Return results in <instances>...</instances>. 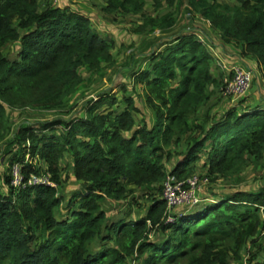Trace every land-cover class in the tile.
<instances>
[{
  "label": "trees",
  "instance_id": "obj_1",
  "mask_svg": "<svg viewBox=\"0 0 264 264\" xmlns=\"http://www.w3.org/2000/svg\"><path fill=\"white\" fill-rule=\"evenodd\" d=\"M91 1L114 16H139L136 32L174 27L186 5L187 21L194 15L208 21L223 46L239 48L242 61H256L264 80V0ZM49 2L0 0V153L8 158L0 174V264H264V184L257 190L205 189L209 200L178 208L167 222L162 194L168 173L185 179L205 157L202 166L216 182L264 158V99L244 107L242 99L214 112L217 103L211 102L226 76L221 68L215 72L214 49L195 30L154 50L149 46L141 64L131 54L124 71L149 115L125 81L123 99L113 90L100 93L88 101L84 117L24 120L7 140L11 112L63 110L85 94L91 78L84 71L103 74L117 64L113 37L71 5ZM165 3L174 9L162 12ZM12 42L20 47L15 58L7 54ZM67 153L69 178L79 188L68 197L67 217L59 219L67 201ZM13 164L25 179L49 172L56 186L14 187ZM139 189H147L146 213L133 218L131 206L111 220L105 202L129 200L141 208ZM249 243L253 250L245 261Z\"/></svg>",
  "mask_w": 264,
  "mask_h": 264
},
{
  "label": "rangeland",
  "instance_id": "obj_2",
  "mask_svg": "<svg viewBox=\"0 0 264 264\" xmlns=\"http://www.w3.org/2000/svg\"><path fill=\"white\" fill-rule=\"evenodd\" d=\"M220 2H228L234 3V0H219ZM52 2L56 5L65 6V3L77 4L79 5V9H81L84 13L88 14L92 19V26L95 30L99 31L105 37H113L115 39V48L114 53L117 58V64L113 67H109L104 71L103 74L98 73H88L83 72L85 77L91 78V81L87 83L85 87V94L76 96V98L72 99L67 106L64 107L63 110H39V109H18L10 113L9 120L11 123L10 134L7 137V140L12 138L15 134V130L18 128L20 122L24 120L29 121H46L52 120L56 118H65L71 119L75 117H84L85 116V106L88 101L91 99L97 98L100 93H104L107 91L113 90L116 92L120 99H123L122 94L124 93L122 89V83L125 81L130 82L129 74L126 75L124 70H127L129 65L131 54H135L133 62L135 64H141L144 60L145 53L149 50L148 47L151 46V50L156 49L160 44H165L169 42L171 39L176 37L178 34L182 33L184 30H195L202 36V39L208 41L207 43L215 49L217 46H214V43L217 44L220 41L216 32L211 28L208 21L202 19L199 15H194V19L191 21L186 20V5L181 9H178V20L174 27L170 29L160 30L156 29L155 31H144V32H136L135 27L142 21L139 16L135 15H118L114 16V14L105 13L102 10L103 3L96 2L93 4L91 0H50V4ZM188 5V4H187ZM73 9L77 10V8L73 7ZM174 7H170L167 3L161 9L162 12H166L169 10H173ZM147 10L150 13H155L152 9V5L149 4ZM189 16V14H188ZM19 44L12 42L9 44L7 48V54L15 58L16 53L19 51ZM150 50V51H151ZM215 52V51H214ZM217 64L225 63V58L218 56L215 54ZM132 60V59H131ZM224 62V63H223ZM225 65V64H224ZM216 73L223 70L222 67L213 65ZM221 68V69H220ZM224 76H226V72L223 70ZM255 80L252 88L249 90L248 94L245 97L239 99H231L225 97L220 91L216 94V97L212 100L211 103H217L216 107H214V112L222 113L227 108L232 105L241 104V100L245 99L242 103V107L245 105H250L251 103H256L261 99H264V80L260 74L259 69L255 72ZM128 90L130 93H133L137 98L138 105L145 109L143 98L137 96L138 93H134L135 87H133V83L130 82L128 84ZM138 91L142 95V90L140 87H137ZM137 91V90H136ZM77 103V104H75ZM147 114L149 115L148 109H145ZM60 129V128H59ZM4 153V152H3ZM204 157V156H203ZM202 159L197 163L198 172L202 175H207L206 168L202 166ZM8 158H4L0 153V174H3L7 167ZM65 169L62 171L63 177V190L62 193L66 196L67 201L65 200L63 205L61 206V211L58 213L57 217L59 219L67 217V207L68 197L75 192L79 185H75L72 181V178H69L72 175V160L71 155L69 153L65 154V158L62 160ZM203 167V168H201ZM71 177V176H70ZM264 184V158L259 164H256L253 160H251L248 165L243 169V171L235 176L224 177L216 182H211L207 191H215V190H224L231 188H249L252 190H257L261 185ZM133 187V186H129ZM158 187V186H157ZM156 188L151 189V191H156ZM141 190V191H140ZM147 190V189H146ZM146 190L139 189L136 192V195L141 203V208L138 205H132L129 200H122L120 202H116L114 200H108L105 202L104 208L108 212L110 219H116L119 216H126L129 208L132 206L131 217L135 218L140 215H144L146 213V205L148 204V193L146 194ZM158 190V189H157ZM149 191V190H148ZM184 209L186 207H183ZM182 209V208H181ZM177 209H174L176 212ZM127 211V212H126ZM152 239H158L159 235H153ZM264 236V229L261 230L259 237ZM248 249L253 250L252 243L247 245V248L243 250L242 255L244 256V260L246 261L248 258ZM137 264V262L132 261L130 264Z\"/></svg>",
  "mask_w": 264,
  "mask_h": 264
},
{
  "label": "built area",
  "instance_id": "obj_3",
  "mask_svg": "<svg viewBox=\"0 0 264 264\" xmlns=\"http://www.w3.org/2000/svg\"><path fill=\"white\" fill-rule=\"evenodd\" d=\"M223 69L227 67L219 64ZM254 69L243 64H236L231 67L230 73L226 76L221 86V93L231 99L245 97L253 85ZM11 184L16 188H26L29 185L56 186L51 179L49 172L40 175L31 174L25 179L22 168L19 164H13L11 168ZM211 184L208 175H202L198 171L185 179H179L176 175L168 173L163 181V198L168 208L167 222H173L174 209L192 208L203 201L209 200L204 196V190Z\"/></svg>",
  "mask_w": 264,
  "mask_h": 264
},
{
  "label": "crops",
  "instance_id": "obj_4",
  "mask_svg": "<svg viewBox=\"0 0 264 264\" xmlns=\"http://www.w3.org/2000/svg\"><path fill=\"white\" fill-rule=\"evenodd\" d=\"M67 5H71L74 8L76 7L77 10L83 12L81 9H79V5H77V4L67 3ZM84 14L88 15L90 13H88V14L84 13ZM90 16H91V14H90ZM216 46L217 47L213 50V51H215V54L218 56V58L220 56L225 58V63L224 62L223 63L225 64V66L227 68L223 69V70L226 72V76H228V74L230 73L231 67L236 65V64L247 65V66L253 68L255 71H257L258 65H257L255 60L247 58V59H244L242 61L241 59H239V57H238L239 48L237 49V47H234L232 45H227V46L224 45L223 46L221 42L217 43ZM119 217H122V216H119Z\"/></svg>",
  "mask_w": 264,
  "mask_h": 264
}]
</instances>
